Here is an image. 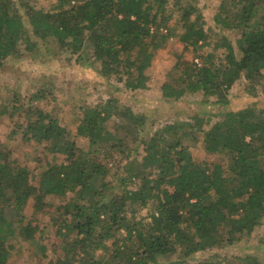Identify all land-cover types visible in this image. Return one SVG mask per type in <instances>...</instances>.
Listing matches in <instances>:
<instances>
[{"label": "trees", "instance_id": "1", "mask_svg": "<svg viewBox=\"0 0 264 264\" xmlns=\"http://www.w3.org/2000/svg\"><path fill=\"white\" fill-rule=\"evenodd\" d=\"M197 1L174 0L169 7L170 0H55L46 11L29 10L26 22L13 13L11 1L0 0V69L23 49L32 53L41 42L53 43L77 55L80 65H98L104 78L136 91L144 87L141 81L151 66V51L178 37L184 54L162 86L164 99L202 96L206 105L228 108L232 88L244 80L254 83L249 86L251 99L264 96V0H233L226 12L234 11V20L228 21L225 9L220 10L217 23L237 34L234 42L223 38L221 55L201 52L210 38L204 26L192 20L194 15L202 18ZM190 50L195 55L187 59ZM113 106V100L99 104L79 126V134L93 147L94 135L102 129L100 120L110 117ZM38 114L26 132L53 142L52 152L64 149L68 163L49 167L35 186L25 168L8 163L10 152L0 143V264H8L16 241L35 243L38 227L25 214L30 200L40 211L49 207L50 196L65 197L77 188L78 197L60 208L64 220L57 234L62 255L50 264H260L254 256L194 260L235 245L264 226V109L254 100L244 109L218 114L208 129L204 119L194 115L185 125L176 123L155 133L144 144L143 163H127L129 178L121 179L125 186L140 181L141 190L109 201L95 188L108 173L101 159L87 158L55 116L41 110ZM125 114L137 121L130 111ZM198 133L203 134V151L223 155L224 164L194 158L183 140L194 142ZM133 202L152 203L149 220L129 217ZM178 250L177 259H171Z\"/></svg>", "mask_w": 264, "mask_h": 264}, {"label": "rangeland", "instance_id": "2", "mask_svg": "<svg viewBox=\"0 0 264 264\" xmlns=\"http://www.w3.org/2000/svg\"><path fill=\"white\" fill-rule=\"evenodd\" d=\"M9 1L12 2L13 13L19 14L26 22L29 10L46 11L55 2ZM173 2L174 0H170L169 7ZM232 2L233 0H198L195 3L197 14L202 18L199 20L194 15L192 20L202 24L210 38V44L205 45L201 51L203 55L210 52L221 55L223 38L232 42L237 39L235 32L217 23L221 9H225L224 17L228 21L234 20L235 12H226ZM179 16V13L175 15L174 24ZM28 29L30 30L29 26ZM177 29L178 34L184 31L180 26ZM151 53V66L141 81L144 87L136 91L126 89L123 83L114 79L104 78L98 65L97 68L80 65L77 55L53 43L41 42L32 53L24 52L23 49L21 54L10 57L5 67L0 69V143L5 144L7 152H10L8 163L25 168L35 186L39 184L41 174L49 167L68 163V155L64 149L61 152H52L50 148L53 142L40 141L36 132H26L29 123L39 119L38 111L41 110L60 121L67 130V138L75 142L87 158L97 156L101 159L108 173L99 178L95 188L105 193V201L120 200L126 191L141 190L140 181H132L133 183L126 186L122 182V178H129L125 171L128 166L125 165L135 161L141 165L145 155L144 144L149 143L152 136L157 132L161 133L166 126L176 123L185 125L191 122L194 115H198L204 119V127L208 129L218 120V114L244 109L252 100L264 109L263 95L259 94L253 99L249 96V86L254 83L248 80L239 82L232 88L231 105L228 108L216 103L206 105L202 103V96H191L181 101L166 100L161 94L162 86L169 80L168 73L184 54L183 44L178 37H172ZM194 55L193 50H190L185 57L192 59ZM44 92L48 94L45 99L34 98V95ZM258 92H261L260 88ZM111 100L114 101V106L110 109V117L100 120L102 129L98 136L94 135L97 144L93 147L89 139L79 134V126L96 106ZM126 111L136 116L137 121L126 115ZM25 135L30 139H25ZM195 137L194 142L191 138H185L183 143L189 146L196 160L214 164L226 162L223 155L207 154L203 151V134L198 133ZM169 140H173V137H169ZM104 185L108 188H104ZM79 191L80 188H77L75 192H68L65 197L50 196L46 199L49 207L40 211L34 208L33 200L29 201L25 214L27 220L38 227L35 243L16 241L8 264H50L62 255V240L57 234L61 221L64 220V217L60 218L63 216L60 208L73 202L80 194ZM86 198L90 199V195H86ZM153 210L152 203L145 206L133 202L129 217L138 222H146ZM180 252L178 250V254L171 259L176 260ZM103 253L104 251L98 252L100 255ZM213 255L222 258L254 256L260 264H264V226L235 245L199 254L194 260H206Z\"/></svg>", "mask_w": 264, "mask_h": 264}]
</instances>
